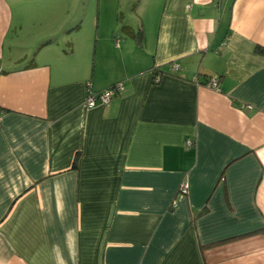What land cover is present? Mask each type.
<instances>
[{
  "label": "crops",
  "instance_id": "1",
  "mask_svg": "<svg viewBox=\"0 0 264 264\" xmlns=\"http://www.w3.org/2000/svg\"><path fill=\"white\" fill-rule=\"evenodd\" d=\"M43 2L0 0V264H264V0H120L65 38Z\"/></svg>",
  "mask_w": 264,
  "mask_h": 264
},
{
  "label": "rangeland",
  "instance_id": "2",
  "mask_svg": "<svg viewBox=\"0 0 264 264\" xmlns=\"http://www.w3.org/2000/svg\"><path fill=\"white\" fill-rule=\"evenodd\" d=\"M52 0H44L42 6H55L54 2H51ZM58 7H61L63 14V23H57L59 20V16L56 14V23L54 25H49L51 17L54 15L50 13L43 14L44 11L39 9V12L41 13L39 15V18L36 20L39 22L41 26L46 25L45 34L49 33H56L58 36H64L62 34L64 26L66 23L71 21L72 19H84V24L91 25V23H96L99 21L102 25L106 22L108 23L110 21V17L112 16V13H114V18H116V15H120V13L125 16L127 22H131V19L129 17L134 18V14L131 13L130 8H123L121 11H115V6L118 4L120 0H57ZM124 1V0H122ZM40 6V4H37ZM72 18V19H71ZM34 20V21H36ZM128 24V23H127ZM62 26V27H61ZM65 38V36L63 37ZM26 40V39H25ZM67 43V42H66ZM66 43L63 42L64 47L66 48Z\"/></svg>",
  "mask_w": 264,
  "mask_h": 264
},
{
  "label": "built area",
  "instance_id": "3",
  "mask_svg": "<svg viewBox=\"0 0 264 264\" xmlns=\"http://www.w3.org/2000/svg\"><path fill=\"white\" fill-rule=\"evenodd\" d=\"M170 70L172 72H175L180 69V66L177 63H170L169 65ZM157 82L159 81V78L156 80ZM87 86H90V83H86ZM204 85L210 89H218V79L217 78H211L208 79ZM123 88L120 83L102 91L99 93H91L89 90H87V94L85 97V105L87 109H93L96 106V103H99L100 105H106L108 104L114 97L119 95L122 92ZM192 146V141L187 139L185 141V147L189 148ZM187 189V185L183 184L180 187V192L185 193Z\"/></svg>",
  "mask_w": 264,
  "mask_h": 264
},
{
  "label": "trees",
  "instance_id": "4",
  "mask_svg": "<svg viewBox=\"0 0 264 264\" xmlns=\"http://www.w3.org/2000/svg\"><path fill=\"white\" fill-rule=\"evenodd\" d=\"M139 0H134V3H133V6H136L137 5V2H138ZM134 7H132V9H133ZM119 17H120V15H119ZM121 31L124 33V34H126L128 37H130V38H133L136 42H137V44L139 45V46H142V44H143V34H142V31L139 29V30H136V31H134L133 29H131L130 27H127V26H121ZM256 50H257V52L258 53H264V49H262V48H260V47H257L256 48ZM160 74V72H157L155 69H154V77H153V80H154V83H156L157 81V78H158V75ZM116 85V84H115ZM112 86H114V85H112ZM111 86V87H112ZM110 88V87H109ZM74 164H75V162H74ZM75 166V165H74Z\"/></svg>",
  "mask_w": 264,
  "mask_h": 264
}]
</instances>
